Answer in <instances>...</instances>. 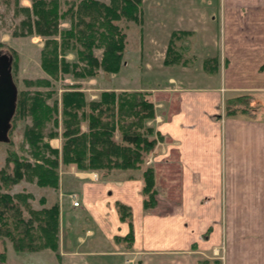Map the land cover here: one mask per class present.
Returning a JSON list of instances; mask_svg holds the SVG:
<instances>
[{
	"label": "crops",
	"instance_id": "crops-1",
	"mask_svg": "<svg viewBox=\"0 0 264 264\" xmlns=\"http://www.w3.org/2000/svg\"><path fill=\"white\" fill-rule=\"evenodd\" d=\"M141 12L142 28L168 37L163 49L152 47L158 56L147 52L144 59L146 72H169L162 85L145 79L127 87L152 92L156 117L149 124L164 137L149 156L156 206L144 209L138 174L60 170L58 189H43L58 190L54 200L44 197L38 208L59 205L58 252L15 251L6 242V264H264V104L253 119L220 118L222 95L264 92V0H142ZM206 29L214 51H188L183 36ZM150 33L145 46L155 41ZM173 33L180 58L166 66ZM215 55L218 72L204 71V60ZM29 184L14 188L27 193ZM118 202L131 208L130 220L120 218ZM130 229L128 247L116 237Z\"/></svg>",
	"mask_w": 264,
	"mask_h": 264
},
{
	"label": "trees",
	"instance_id": "trees-1",
	"mask_svg": "<svg viewBox=\"0 0 264 264\" xmlns=\"http://www.w3.org/2000/svg\"><path fill=\"white\" fill-rule=\"evenodd\" d=\"M12 1L14 11L24 14L20 21L23 29L20 34L35 33L46 37L40 62L44 72L54 80L65 74L80 78L95 76L98 69L117 72L125 44V33L117 22L121 18L139 21L142 4V0H109L108 3L79 0L61 9L59 0H31L30 7L20 6L19 0ZM65 18L70 20V27L59 29V20ZM173 37L175 33L164 59L168 65L180 58ZM95 48L103 49L100 59L94 55ZM68 51L76 53V61L69 62L65 58ZM213 61L204 60L206 72H215ZM26 85L49 88L52 82L41 77L26 80ZM53 94V89H24L17 93L11 123L14 126L18 120L30 118L23 137L34 160L8 149L5 167L0 169V239H9L15 251H35L45 247L57 251L58 247V203L39 210L31 209L26 202L29 194L9 193L21 179L35 181L43 188H58L60 166L74 165L81 171H103L104 174L112 170L141 169L143 207L150 209L156 204L154 170L145 165V158L157 143L156 137L152 136L153 126L146 124L156 115L155 105L148 98L149 93L105 90L97 99H87L79 85L71 84L61 91L59 98L49 103ZM248 100L244 94L228 97L226 114L247 113ZM49 123L53 128L45 133ZM58 127H61L60 148L44 140L46 135L50 139L58 136ZM14 198L21 199L29 211L28 218L22 216V209ZM40 202L43 203L44 199L40 198ZM116 206L122 220L131 219L129 206L120 202ZM116 239L124 240L130 247L132 229L126 236ZM38 240L42 242L36 243ZM1 244L0 264H5V242L2 240ZM198 264L219 262L201 260Z\"/></svg>",
	"mask_w": 264,
	"mask_h": 264
},
{
	"label": "rangeland",
	"instance_id": "rangeland-1",
	"mask_svg": "<svg viewBox=\"0 0 264 264\" xmlns=\"http://www.w3.org/2000/svg\"><path fill=\"white\" fill-rule=\"evenodd\" d=\"M60 1V7L61 9H65L70 3H77L79 0H59ZM100 1H107L105 3H108L109 0H100ZM19 5L20 6H26L30 7L31 6V0H19ZM142 6V4H141ZM142 12H140L139 16V21H134V20H126L124 18H121L117 23L118 25L122 28L123 32L125 33V44H124V50H123V55L121 59V65L120 68L117 72H105L101 69L97 70V73L95 76H88L85 78H80V77H74L71 74H65L62 77H59L57 80L52 79L47 73L44 72V70L41 67V62H40V54H41V49L44 45L46 37L37 35L35 33L32 34H20L23 29L20 26V21L24 17V14L22 13H16L14 11V3L12 0H0V53H7L12 56L13 61H12V77L14 80V83L17 87V93L20 90L24 89H41V90H48V89H53L54 94L52 98L48 100L49 103L52 102L53 99L59 98L60 93L63 89L66 87L70 86L71 84H77L79 85V89L85 92L87 99H97L99 97L100 92L105 91V90H114V91H136V90H127V87H135L137 84H142L144 81L149 79V83L152 84L154 83L155 86L162 85V82L165 81V74L167 75L169 72L168 71H160L159 68H154L150 69L149 72H146V69H144V59H148L146 57V53L150 52L153 55L158 56V49L161 48L163 49L164 44L167 42V35L162 34L159 32L157 29L155 30H145L142 28ZM147 16V15H146ZM152 21V20H151ZM208 22V21H207ZM212 22V23H211ZM215 22V23H214ZM211 27L216 28L219 27V21L218 20H210ZM217 23V25H216ZM71 25V22L68 18L65 19H60L59 20V29L65 30L68 29ZM203 26V25H202ZM210 26V24H209ZM144 27V26H143ZM211 27H209L211 29ZM145 31L146 33L148 31L153 32L150 33L155 38V41L152 42V45L145 46L144 38H145ZM16 33V34H15ZM211 33H207L206 31H199L198 36L192 35V36H183V39L185 40L183 43L184 46L187 47L188 51H197L199 52L198 55L202 56L203 54L209 53L210 51H214V47L210 45L211 41H213V36L211 37ZM57 39H59V36H56ZM176 37H173V40ZM220 40V39H219ZM160 47H159V45ZM158 47L157 50L155 48L153 49L152 47ZM214 48V49H213ZM14 52V55L13 53ZM94 55L100 59L102 57V48H95L94 49ZM219 56V55H218ZM65 58L69 62H74L76 61V53L74 51H68L65 55ZM218 57L213 56V57H208L206 59H213V63L216 65V60ZM152 64L154 63L155 66H159L158 62L155 63L154 60H152ZM127 63V65H126ZM164 65L168 66V64ZM215 68V69H214ZM215 72H218L219 68L217 66H214ZM145 70V71H144ZM204 71H206L203 68ZM195 73L200 72V68L196 67L195 68ZM194 73V72H192ZM195 73L192 76H196ZM200 74V73H199ZM181 76H186V74H179ZM178 75V76H179ZM201 76V75H199ZM49 78L52 82V86L49 88L46 87H35V86H27L26 85V80H34L36 78ZM146 79V80H145ZM139 82V83H137ZM198 84H206L204 82H201L200 80L197 81ZM118 89V90H117ZM144 91V90H140ZM149 93L148 98H150L152 101V92L146 91ZM221 94H224V88H220ZM258 93V94H257ZM237 94H244L247 95L249 98V103H248V112L245 114H235L233 117L236 116H241L246 119H253L255 118V113L257 111L256 108L259 107V103L264 104V92H255V91H239V92H233L230 95H222L221 98V108L222 110L220 111V118L223 119L225 117H228L226 114V106L225 102L228 97L237 95ZM259 95L260 99L254 100V95ZM154 103V102H153ZM155 105V103H154ZM156 109V107H155ZM258 112V111H257ZM231 116V115H230ZM260 116H264V110ZM156 117V115H155ZM155 117L153 119H155ZM151 119V120H153ZM151 120H148L146 124H149ZM30 118H26L23 120H18L17 122L14 123V126H12L11 123V128L8 133L9 135V141L8 142H0V169L5 167V157L7 156V151L8 149H13L16 151L20 156L28 158L30 160H34L29 152L27 144L24 143V137H23V131L24 128L27 124H30ZM153 126V125H151ZM53 127L51 126V123L48 124L47 128L45 129V133H47L50 129ZM83 129H85V125H83ZM154 132L152 134L153 137H156L157 143L163 142L164 137L161 135V139L158 137L159 134L155 130V127L153 126ZM58 131V136L55 138H49L47 135L45 136L44 140L48 141L52 146L60 148L61 146V127L56 128ZM117 135V134H116ZM159 135V136H160ZM118 137V136H116ZM155 146V147H156ZM154 147V149H155ZM153 149V150H154ZM152 150V151H153ZM147 155L145 158V165L146 166H151L153 167V164L150 163L149 161V156L151 152ZM74 169H77L74 165L71 166H60L59 167V174L60 170H67V171H72ZM154 170V167H153ZM117 173H120L121 171L119 170H112ZM111 171V172H112ZM141 169H135V170H127L128 173L132 174H138L142 180V174H141ZM100 174V176L105 175L103 171H95ZM109 172V173H111ZM123 172V171H122ZM60 176V175H59ZM22 181L26 179H21ZM20 180V181H21ZM28 181V180H27ZM32 182V185H28L27 189L29 191L27 193H24L22 191L17 192L14 188L15 185L12 186L11 190L9 191L10 194L16 195V194H29L30 197L26 199V202L29 204V207L33 210H37L40 205H42V202H39L40 198H47L49 201H53L55 197V193L58 191H46L43 190V187L38 186L35 181H29ZM143 182V180H142ZM19 183V182H18ZM24 183V182H23ZM24 185H27L24 183ZM143 186V185H142ZM59 187V185H58ZM154 187L156 190V185H155V170H154ZM20 187L17 186V189ZM58 189V188H55ZM156 195H157V190H156ZM156 199V196H155ZM15 202L17 205L22 209V216L24 218L29 217V211L28 209L23 205L21 199L19 198H14ZM34 200V201H32ZM157 203V201H156ZM59 206V205H58ZM156 206V204H155ZM154 206V207H155ZM42 209V208H41ZM39 210V209H38ZM59 217H60V210H59ZM60 222V218H59ZM59 229V225H58ZM58 236V233H57ZM6 242H11L9 239H0V251L2 249V244L1 241ZM59 239L57 240V244ZM42 242V241H37ZM50 249L49 247L45 248H39V250L42 249ZM58 247L57 251L58 252ZM38 251V250H35ZM26 252H34V251H26ZM45 257V256H44ZM43 257V258H44ZM208 262L214 261L213 259L207 260ZM43 262H47V260L44 258ZM219 262V260H218ZM5 264H6V259H5Z\"/></svg>",
	"mask_w": 264,
	"mask_h": 264
},
{
	"label": "water",
	"instance_id": "water-1",
	"mask_svg": "<svg viewBox=\"0 0 264 264\" xmlns=\"http://www.w3.org/2000/svg\"><path fill=\"white\" fill-rule=\"evenodd\" d=\"M13 58L0 53V142L9 141L11 119L16 109L17 87L12 77Z\"/></svg>",
	"mask_w": 264,
	"mask_h": 264
},
{
	"label": "built area",
	"instance_id": "built-area-1",
	"mask_svg": "<svg viewBox=\"0 0 264 264\" xmlns=\"http://www.w3.org/2000/svg\"><path fill=\"white\" fill-rule=\"evenodd\" d=\"M95 177H96V175H95ZM72 205H73V206H79V202H78L77 200H74V201L72 202Z\"/></svg>",
	"mask_w": 264,
	"mask_h": 264
}]
</instances>
